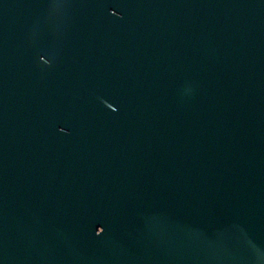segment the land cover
Here are the masks:
<instances>
[{"label": "water", "instance_id": "water-1", "mask_svg": "<svg viewBox=\"0 0 264 264\" xmlns=\"http://www.w3.org/2000/svg\"><path fill=\"white\" fill-rule=\"evenodd\" d=\"M50 2L0 0V264H264V0Z\"/></svg>", "mask_w": 264, "mask_h": 264}, {"label": "snow or ice", "instance_id": "snow-or-ice-1", "mask_svg": "<svg viewBox=\"0 0 264 264\" xmlns=\"http://www.w3.org/2000/svg\"><path fill=\"white\" fill-rule=\"evenodd\" d=\"M48 6L53 12H56L64 6V3H63V0H51ZM41 57L43 58V56ZM96 235H99V234L97 233Z\"/></svg>", "mask_w": 264, "mask_h": 264}]
</instances>
